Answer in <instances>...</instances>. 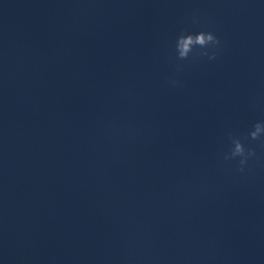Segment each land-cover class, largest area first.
I'll list each match as a JSON object with an SVG mask.
<instances>
[{"label":"water","instance_id":"water-1","mask_svg":"<svg viewBox=\"0 0 264 264\" xmlns=\"http://www.w3.org/2000/svg\"><path fill=\"white\" fill-rule=\"evenodd\" d=\"M257 121L264 0H0V264H264Z\"/></svg>","mask_w":264,"mask_h":264},{"label":"clouds","instance_id":"clouds-1","mask_svg":"<svg viewBox=\"0 0 264 264\" xmlns=\"http://www.w3.org/2000/svg\"><path fill=\"white\" fill-rule=\"evenodd\" d=\"M192 23H199V19L195 14L193 15ZM223 47L224 42L212 31L200 30L193 32L188 29H181L175 38V59L177 61L191 59V62H196L202 57H207L210 60H214ZM177 67L181 66L178 64ZM169 83L173 87L179 85V81L175 79L169 81ZM262 136H264V121H257L243 139L229 133L231 146L228 151L223 153V161H237L238 158L237 170L243 173L248 161L256 157L255 149L252 147L246 148L243 140H261Z\"/></svg>","mask_w":264,"mask_h":264}]
</instances>
